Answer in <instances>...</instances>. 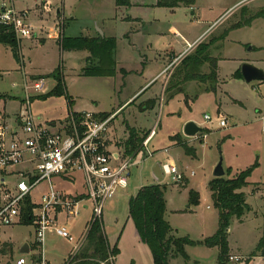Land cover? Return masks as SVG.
Segmentation results:
<instances>
[{
	"label": "rangeland",
	"instance_id": "374dc122",
	"mask_svg": "<svg viewBox=\"0 0 264 264\" xmlns=\"http://www.w3.org/2000/svg\"><path fill=\"white\" fill-rule=\"evenodd\" d=\"M157 1L131 0V7L120 14L131 18L121 21L113 8L114 0H19L17 7L29 10L28 19L36 34L22 42L24 67L15 60L10 45H0V97H4L0 109L6 103L10 124L18 115L24 116L25 84L33 97L32 114L41 124L52 120L65 123L70 108L68 97L76 102L77 111L89 113H113L132 98L111 125L117 145L121 146L131 133L145 140L156 130L149 146L153 155L145 157L142 179L140 171L132 168L128 188L119 190L105 203L104 235L110 251L117 247L119 253L115 259L111 255L104 264H154L151 250L140 241L129 219V201L142 186L159 184L152 174L157 161L174 165L186 177L181 184H175L164 174L159 185L166 200L165 219L175 230L173 235L193 241L210 238L219 229V213L209 184L215 179L213 172L220 159L225 170L231 166L239 172L257 162L243 190L252 209L242 222L232 220L228 243L229 256L244 259L239 264H262L259 255L264 248V81L247 83L239 72L245 63L264 71V18L254 20L250 27L243 26L264 9V0H196L190 8L181 6L174 10L158 7ZM59 11L63 13L61 19ZM62 23L67 36L71 32L85 37L98 35L103 26L109 30L115 39L114 64L104 58L107 64L102 67L110 65L111 74L86 75L85 69L90 66L86 65L87 52L62 50L51 40L60 37ZM38 37H46L47 43L41 46L39 41L45 38ZM212 41L210 56L217 59L216 81L202 83L197 79L184 83L188 70L178 68L179 65L201 44ZM58 67L66 95L48 96L56 82L51 77H44L45 91L37 93L33 86L40 78L34 75L48 76ZM212 67V63H207L202 74L208 77ZM179 87L183 93L178 94ZM206 115L211 122L205 120ZM220 117L228 120L227 128L220 126ZM188 122H195L204 132L197 138L185 136ZM204 135L207 136L203 138ZM186 144L195 150L196 157L186 153ZM233 174L227 169L224 179ZM81 179L78 175L74 183L53 178V185L75 194L85 188ZM48 190V183H41L32 193V200L39 202ZM191 192L199 194V204L190 201ZM90 216L89 212H82L68 222L74 235L83 232ZM34 232L33 223L0 225V264H16L22 254L20 246L32 242ZM69 248L62 239L48 240V256L57 255L53 249L62 252ZM187 254L188 264H219L218 248L188 247ZM172 264L186 263L178 258Z\"/></svg>",
	"mask_w": 264,
	"mask_h": 264
},
{
	"label": "built area",
	"instance_id": "2783aa9c",
	"mask_svg": "<svg viewBox=\"0 0 264 264\" xmlns=\"http://www.w3.org/2000/svg\"><path fill=\"white\" fill-rule=\"evenodd\" d=\"M18 1L0 0V39L13 34L21 41L36 34L28 19L29 10L18 9ZM33 87L37 93H43L45 81H37ZM24 93L26 113L13 124L8 122L4 107L0 109V225L7 227L19 223L23 208L29 202L30 216L36 225L35 245L31 257L21 255L16 264H50L48 240L51 237L62 239L71 247L63 264L91 260L81 257L89 232L95 223L102 226L106 201L119 190L128 188L131 169L140 171L145 157H152L149 146L156 130L149 133L141 149L127 155L125 150L114 148L109 137L117 114L100 117L96 113L75 112L74 115L73 112L63 124H41L32 114V97L27 84ZM205 120L212 121L208 115ZM219 124L227 128L228 120L220 117ZM262 132L264 134V128ZM161 167L162 175L169 176L175 184H181L186 178L172 164ZM78 175L85 188L77 194L53 185V178L75 183ZM43 182L48 183L49 190L36 203L32 193ZM84 209L91 216L83 232L76 236L62 218L75 220ZM259 259L264 264V248ZM243 260L239 256H229L230 262Z\"/></svg>",
	"mask_w": 264,
	"mask_h": 264
},
{
	"label": "trees",
	"instance_id": "16d2710c",
	"mask_svg": "<svg viewBox=\"0 0 264 264\" xmlns=\"http://www.w3.org/2000/svg\"><path fill=\"white\" fill-rule=\"evenodd\" d=\"M118 10L129 9L131 7V0H114ZM196 4V0H158L157 6L169 9H177L181 6L192 7ZM62 18L61 15L58 17ZM264 18V9L258 12L256 15L248 18L245 25L250 27L254 20ZM62 30L65 29V23L61 24ZM241 27V26H240ZM62 35V37H61ZM226 38V34L221 37L222 40ZM60 46L62 50H76V51H88L90 53V66L85 69V74L88 76H107L111 74V67L109 65L106 71H103L102 66L105 63L104 58L108 59L107 62L114 64V38H101L97 36L95 38L77 36L67 37L64 36V32L60 34ZM0 44H8L12 48V52L15 60L22 64L23 57L21 54L20 42L12 35H6L0 39ZM213 46V41L208 44H201L193 53L183 59L181 66L185 67L187 71L184 83L193 82L197 79L204 83L208 80L212 82L217 79V59L210 56V48ZM113 56V58H112ZM212 63L211 74L208 77L202 74V68L207 63ZM102 68V69H101ZM176 69V71L178 70ZM188 68V69H187ZM175 71V72H176ZM56 81V85L48 96L66 95V88L64 85L63 74L61 68L58 67L53 73L48 75ZM239 77L243 78L241 72ZM200 78V79H199ZM44 77L41 78V80ZM169 89V88H168ZM215 90L214 88H211ZM178 94L183 93V89L179 87ZM176 95V94H175ZM172 96L171 98H173ZM4 97H0V100ZM69 103V114L73 113L72 100L70 97L67 98ZM76 113L74 112V115ZM110 114L104 113L99 114L100 117H108ZM204 130H202V133ZM201 133V134H202ZM200 134V135H201ZM144 139H137L135 133H131L129 138L124 143L125 153L128 155L133 154L138 150L139 144ZM138 141V142H137ZM186 153L192 157H196V152L185 146ZM258 166L256 162L250 168L244 171L237 172L233 176L224 179L218 178L211 181L209 188L211 191V197L214 207L219 212V229L216 234L203 241H193L189 237H175L173 235V229L165 219L166 213V200L162 186L159 184L143 186L137 192V194L129 201V219L132 220L135 226V232L140 241L148 246L151 250L153 263L154 264H170L172 259L182 258L186 264L189 262V255L187 254L186 248L188 246H204L207 248H219L218 262L219 264H226L229 262V243H228V229L231 227L232 220L242 222L243 217L247 212L251 211V207L248 205L246 195L241 191L243 188L248 186L247 179L252 173L253 169ZM231 172V169H229ZM199 194L197 192L190 193V201L193 204H199ZM31 209L29 202L26 207L23 208V218L21 223L30 224L32 223ZM119 253L117 247L110 251L107 240L104 235L103 227L100 223H95L89 232L88 244L81 254L82 258L91 259L88 261H82L77 264H100L109 261L111 255L113 259Z\"/></svg>",
	"mask_w": 264,
	"mask_h": 264
},
{
	"label": "crops",
	"instance_id": "0c3cea01",
	"mask_svg": "<svg viewBox=\"0 0 264 264\" xmlns=\"http://www.w3.org/2000/svg\"><path fill=\"white\" fill-rule=\"evenodd\" d=\"M244 0H242L241 2H243ZM241 2H239V3H241ZM247 2V1H246ZM245 2V3H246ZM132 3V2H131ZM113 4V8H115L114 10L116 11V13H117V19H120L121 21H123V20H128V19H130L131 17L130 16H128L127 15V17H124L125 15H123V16H121L120 17V14H124L123 12L124 11H121V10H118L117 9V7H116V4H115V1L112 3ZM134 4H135V2H134ZM58 14L59 15H61L62 16V18H63V13L61 12V11H59L58 12ZM57 14V15H58ZM59 15H58V17H59ZM72 20L73 21H75V19L74 18H72ZM253 25V24H252ZM251 25V26H252ZM100 30H101V32L103 33V35L102 34H98V35H91V34H89L87 37H91V38H95V37H97V36H100L101 38H105V37H108V38H114L111 34H109V30L107 29V28H105V26H103V27H101V28H99ZM64 36H67L66 35V32H65V29H64ZM58 34V33H57ZM57 34L55 33L54 35L55 36H57ZM77 35H78V33H74L73 34V32H71L70 33V36H67V37H77ZM47 37V36H46ZM46 37H38L37 39L39 40V38H45V40H43V41H39L40 42V45L41 46H44L46 43H47V38ZM51 37H52V35L50 36V39H51ZM61 37H62V35H61ZM49 39V38H48ZM23 40H29V39H23ZM23 40H21V41H19L20 42V47H21V54H22V57H23V62H22V65H23V67L25 66V61H24V59H25V57H24V55H23V53H22V42H23ZM51 40H53V41H56V44H58V45H60V37H58L57 38V40L56 39H51ZM1 45V44H0ZM193 48V47H192ZM87 52V54H88V56H87V64L86 65H89L90 64V60H88V58L90 57V53L88 52V51H86ZM185 54V53H184ZM172 56H174L175 57V55H172ZM170 63V62H169ZM168 63V64H169ZM91 65V64H90ZM53 73V72H52ZM46 74H37V75H34L35 77H38V78H40V80H41V78L42 77H47V76H45ZM48 75H50V74H48ZM155 79V78H154ZM42 80H44L45 81V78L44 79H42ZM37 82V81H36ZM55 85H56V82H55ZM45 88H46V82H45ZM163 90H164V87H163ZM32 99H33V97H32ZM31 99V100H32ZM6 100V99H5ZM131 100H132V98H130L129 100H127L123 105H121L120 106V108L118 109V110H116L115 112H113V113H107V114H117V116H116V118L119 116V112L129 103V102H131ZM0 102H3V100H0ZM33 102V101H32ZM24 104V103H23ZM69 104V103H68ZM2 107H4V109H5V111H6V103H3V106ZM73 112H80V111H77L76 110V102L75 101H73L72 100V109H71ZM69 112H70V109H69ZM82 112H85V111H82ZM96 114H104V113H96ZM19 116H21V115H18V117H16V119L15 120H18L19 119ZM23 116V115H22ZM6 118H8V114L6 113ZM115 118V119H116ZM47 122H50V123H55L56 121L55 120H52V121H47ZM208 122H211V121H208ZM149 135V134H148ZM112 136V137H111ZM199 136V135H198ZM197 136V137H198ZM207 135H204L203 136V138L204 137H206ZM110 140L112 141V144H113V147L114 148H118L119 149V151H123V150H125V146L123 145L125 142H126V140L129 138V135L127 136V138H126V140L125 141H123V143L121 142V146H118L117 145V143L118 142H116L113 138V134L111 135V131H110ZM147 137V136H146ZM197 137H195V138H197ZM157 162H160V161H157ZM156 162V163H157ZM156 163H155V165H156ZM155 165H154V167H155ZM227 169H231L232 170V172H234V174H236L237 172H239V171H237V170H235L234 168H232L231 166L230 167H228V168H226V170ZM225 170V171H226ZM154 173V172H153ZM152 173V174H153ZM233 174V175H234ZM226 176V175H225ZM186 179V178H185ZM187 181V180H186ZM247 187H245V188H243L241 191L246 195V192L245 191H243L244 189H246ZM60 189H62V188H60ZM63 190V189H62ZM65 191V190H64ZM80 192V191H79ZM68 193V192H67ZM70 193V192H69ZM78 193V191L75 193V194H77ZM71 194H74V193H71ZM212 196V195H211ZM246 200H247V198H246ZM249 205V204H248ZM250 206V205H249ZM252 209V208H251ZM82 212H89L87 209H84ZM90 213V212H89ZM219 213V212H218ZM245 217V216H244ZM62 221L63 222H65L67 225H68V220L67 219H63L62 218ZM71 221V220H70ZM73 221V220H72ZM243 221V220H242ZM21 222V221H20ZM33 224H34V226H35V232H34V237H33V241L32 242H30V243H26V244H24L22 247L20 246V249L22 250V249H24V247H25V245H28V253H24V254H21V255H26V256H29V257H31V255H32V251H33V247H34V245H35V237H36V225H35V223L34 222H32ZM86 223L87 222H85V224H84V226L86 225ZM173 229V228H172ZM70 230H71V228H70ZM174 230V229H173ZM72 232V231H71ZM174 232H175V230H174ZM176 235H177V233H176ZM178 236V235H177ZM179 237V236H178ZM55 239V237H51L50 239ZM67 243V242H66ZM68 244V243H67ZM188 247H190V246H188ZM187 247V248H188ZM204 247V246H203ZM71 248V247H70ZM70 248H69V251H70ZM187 248H186V251H187ZM205 248H207V247H205ZM217 248V247H216ZM57 250V249H56ZM218 250H219V248H218ZM58 251V250H57ZM57 251H54V249L52 250V252H56L57 253V255L56 256H48V258H49V262H50V264H63L64 263V261H65V259H66V257H67V255H68V253H69V251H68V249H64V250H60V251H62V252H57ZM262 250H260V252H261ZM31 252V253H30ZM51 253V251H50V249L48 250V253ZM30 253V254H29ZM219 253H220V251H219ZM231 253V252H230ZM29 254V255H28ZM49 255V254H48ZM219 256V255H218ZM190 258V257H189ZM176 259H178V258H176ZM176 259H172L171 260V264H172V262L174 261V260H176ZM17 261V260H16ZM191 262V261H190ZM230 262V261H229ZM243 262V261H242ZM242 262H230L231 264H239V263H242ZM189 263V262H188ZM262 263V262H261ZM28 264H31L30 262L28 263ZM197 264V263H196ZM263 264V263H262Z\"/></svg>",
	"mask_w": 264,
	"mask_h": 264
},
{
	"label": "water",
	"instance_id": "95a60500",
	"mask_svg": "<svg viewBox=\"0 0 264 264\" xmlns=\"http://www.w3.org/2000/svg\"><path fill=\"white\" fill-rule=\"evenodd\" d=\"M99 33L103 35V33L101 32L100 29H99ZM241 73L243 75V79L247 83H252V82H256V81H264V71L261 70L260 68L256 67L253 64H250V63L243 64V66L241 68ZM202 130L203 129L200 126H198L195 122H188L184 127V134L187 137L195 138L202 133ZM143 170H144V165L141 167V170H140V178L141 179H142ZM153 172H154L153 173L154 180L160 184L162 182V179H163L162 167H161L160 162L156 163L155 167L153 168ZM213 174H214V178H216V179L225 177L226 171L224 169L223 159H220V161L218 162V164L214 168ZM229 231H230V229H228V232ZM21 253L22 254L28 253V245H25L24 249L21 250Z\"/></svg>",
	"mask_w": 264,
	"mask_h": 264
}]
</instances>
